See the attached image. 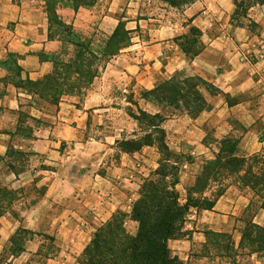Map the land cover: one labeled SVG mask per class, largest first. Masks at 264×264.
<instances>
[{"label":"crops","instance_id":"crops-1","mask_svg":"<svg viewBox=\"0 0 264 264\" xmlns=\"http://www.w3.org/2000/svg\"><path fill=\"white\" fill-rule=\"evenodd\" d=\"M235 13V0H0V264H92L87 246L122 212L137 232L133 206L160 157L94 154L97 144L113 150L124 131L84 137L93 113L114 109L104 80H129L140 92L174 84L184 94L154 103L140 95L135 105L166 117L179 160L174 190L188 210L168 241L170 256L178 264H264L263 185L253 188L248 167L227 163L264 150V3ZM120 26L128 41L106 57ZM82 53L88 88L75 69ZM55 78L65 89L52 101L44 82Z\"/></svg>","mask_w":264,"mask_h":264},{"label":"trees","instance_id":"trees-1","mask_svg":"<svg viewBox=\"0 0 264 264\" xmlns=\"http://www.w3.org/2000/svg\"><path fill=\"white\" fill-rule=\"evenodd\" d=\"M165 1L172 5L182 6L192 0ZM235 3V14H239L241 12L247 13L251 6L264 3V0H235ZM128 38L125 28L123 26L118 27L112 36L105 56L112 55L115 52L112 51L114 47H117L116 51H118L121 45L128 41ZM81 55V58L85 57L84 53ZM142 96L154 103L156 101L162 102L163 100L168 102L176 101L179 97H183L184 94L176 85L167 84L160 86L158 89L144 91ZM197 100H199L198 97ZM135 119L140 127L145 130V134L137 138L117 140L116 143L119 150L131 154L142 151L146 146H152L157 148L161 155L167 154L169 156V154H173L174 159H163L160 155V165L155 170L154 176L163 175L161 173L163 162H167V166L170 167V172L163 175L164 177L177 175V162L179 160L166 141V130L163 126L166 117L161 113H151L139 108V115L135 116ZM257 156L258 162L255 167L259 166L260 169L258 172H253L254 180L247 178L250 168H248V172L244 177L247 178L246 182L250 183L253 188L263 185L264 191V150L253 157ZM245 161L246 159L236 158L229 160L227 163L247 164ZM176 181L174 180L169 185V189L174 193L172 196L174 201L171 205H167L163 197L160 196L163 193L168 194V192L163 190V184L162 187H158L157 179L150 178L146 180L141 188V198L135 203L132 210V218L139 223L137 233L135 235L126 234L127 232L125 233L120 224L116 222L118 219V216H116L112 221L98 229L92 242L86 248L85 259L92 264H178L170 256L168 241L181 232L188 206H182L178 202V195L174 190ZM147 192L151 193L150 199L147 198ZM121 223L124 224V219ZM22 233L20 232L14 238V255H18L17 253L23 249L24 235Z\"/></svg>","mask_w":264,"mask_h":264},{"label":"rangeland","instance_id":"rangeland-1","mask_svg":"<svg viewBox=\"0 0 264 264\" xmlns=\"http://www.w3.org/2000/svg\"><path fill=\"white\" fill-rule=\"evenodd\" d=\"M156 4H159V2H156ZM156 7V5L154 6ZM157 22L153 21L151 22V24H155ZM125 41V40H124ZM122 42V41H121ZM120 42V43H121ZM117 47H114L112 49V51H116ZM103 65V62L99 63V70L101 69ZM70 67H73L72 65H70ZM78 72L82 73L85 77V80H83L84 87H90L89 86V76H90V60L89 57H84L81 58V62L76 64V68H75ZM71 71H74V68H71ZM129 80H125V81H118L116 83H109L107 82V80H104V87L106 89V94L107 93H111L110 94V98L108 99V101L106 102V104L108 105L109 108H114V109H110L109 111H100L98 113H93V115L90 116L91 119V126H89V128L86 130L84 129V137H89L90 135L96 136V137H102L104 138L106 135H115L117 136V133L120 132V129H124V131L122 132V136L118 139V140H122L123 138H137V137H141L145 134V130L143 128L140 127L139 123L137 122V120L135 119V116L139 115V111L137 109V107L135 106L136 104L139 103L140 100V95H142V92L139 91V89L134 88L133 83L131 81V83H128ZM45 84L48 83L49 84V88L51 89L52 92V101H57L59 96L64 92V84L65 81H62L58 78H56L55 80H47L44 82ZM128 83V87L130 88L129 92H126L125 95H123L122 89H124V87H126V84ZM112 84L115 86H112ZM111 85V86H110ZM110 88V91H107V88ZM133 90H136L135 92ZM85 92V91H83ZM80 97L82 98V100L84 99V94H80ZM125 99V100H124ZM126 101H130L131 104L130 106L126 105ZM123 107H125V110L123 111ZM119 108V109H118ZM103 120V124L100 125L99 122ZM106 122H108V126L106 127ZM96 145V144H95ZM111 146V144H109ZM97 149L94 152V154H115L116 158L119 157V154H122V151L119 150V147L117 144L114 145L113 150H111L109 147L107 146L106 149L105 146L103 144H97ZM101 148V149H98ZM227 151H232L237 154H242L244 153L243 149L238 146V145H231V144H227L226 147ZM242 151V152H241ZM83 154H87L85 153V149L83 151ZM107 152V153H106ZM131 154H153L154 156H158L160 157V153L158 151L157 148H148L147 151L143 152H137V153H131ZM157 154V155H156ZM221 154H228V153H221ZM163 159H167V158H171L174 159V155L173 154H169V156H167V154H162L161 155ZM156 158V157H155ZM154 159V157H153ZM258 156L257 157H251L250 159H246L245 162H247V164L242 163V164H237L236 162H231V164H229L230 168L234 169V170H239V169H243L244 167H248L249 169V173L247 174V178H249L250 180H254V173L253 172H258V170L260 169L259 166L255 167L256 163L258 162ZM143 162V159H142ZM154 170L151 174V176H149L148 178H146V180L150 179V178H155V180L157 179V185L158 187H162L163 184V190L168 192L167 193H163V195H160L163 197L165 203L167 205H171L172 202L174 201V199L172 198L173 196V191L171 189H169V185L174 182V180L178 179V170L177 175H169L168 177H164L163 175L168 174L170 172V167L167 166V162H163L162 163V167H161V173L163 174L162 176H154ZM238 179V177H237ZM145 180V181H146ZM144 181V182H145ZM202 181V180H201ZM144 184V183H143ZM147 198L150 199L151 197V193L147 192ZM171 197V198H170ZM118 216L116 222L118 224H120V227H122L125 231L126 234L129 235H135L137 232L135 233H129L128 232V226L125 227L124 224H122L121 222L123 221V219L125 218L126 214H124L123 212L121 214L116 215ZM122 224V225H121ZM137 226V225H136ZM138 227H139V223H138ZM138 231V230H137ZM47 247L49 249V251L53 252L54 251V247H56V244L53 243V241H48L47 243ZM8 257V256H6ZM28 264H42V257H35L32 258V260L28 263Z\"/></svg>","mask_w":264,"mask_h":264}]
</instances>
